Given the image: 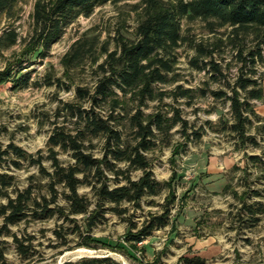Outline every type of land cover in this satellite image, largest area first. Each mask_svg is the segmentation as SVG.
Instances as JSON below:
<instances>
[{"label":"trees","instance_id":"16d2710c","mask_svg":"<svg viewBox=\"0 0 264 264\" xmlns=\"http://www.w3.org/2000/svg\"><path fill=\"white\" fill-rule=\"evenodd\" d=\"M32 1L30 28L23 37L21 23H17L29 0H0V21L7 23L0 35V52L20 48L0 70V84L13 81L27 87L32 73L24 71L37 58L48 57L74 23L91 17L98 7L129 0ZM133 11V31L121 26L102 39L97 28L89 29L76 38L62 57L66 79L71 80L77 70H87L92 85H76L75 100L62 102L58 107L51 121L47 151L28 153L13 141L0 145V264H8L5 238L13 241L22 260L31 258L34 237H22L12 230L26 223L56 219L54 234L61 244L78 233L82 239L78 246L88 248L97 243L94 227L110 213L128 224L125 241L132 249H138L156 231L175 228L172 209L177 199L171 182L177 173H173L171 181L159 182L150 155L161 144L169 143L170 133L177 126L188 141L199 140L201 133H187L190 124L179 108L171 106L172 116L159 107L149 114L145 110L150 109V102L161 103L165 97L174 103L185 100L186 105L195 100L193 89L180 85L171 91L157 88L178 81L176 71L183 48L194 53L191 67L208 75L204 85L210 81L222 84L216 90L198 91L203 96L210 91L215 101L229 105L232 119L221 120V124L237 148L259 147L250 130L254 120L260 121L252 102L264 99L258 76V67L264 66V0H140ZM184 22H199L212 35L226 30L228 38L199 40ZM225 47L233 50L238 65L233 82L217 61L218 57L223 59ZM45 81L52 87L62 80L48 74ZM70 88L68 84L67 89ZM256 129L264 132V126ZM62 154L66 160L60 159ZM173 155L176 157L178 151ZM249 159L261 161L257 156ZM22 171L28 176L20 185L16 173ZM137 171L142 175L135 179ZM166 189L165 202L158 204L160 211L143 212V221L135 222V212L142 210V202ZM256 206L263 204H248L243 199L238 217L246 214L252 224L260 222ZM79 218H83V230ZM68 223L74 224L73 232L65 230ZM182 262L207 263L201 257H184ZM112 263L117 264L110 258L84 257L66 264Z\"/></svg>","mask_w":264,"mask_h":264},{"label":"rangeland","instance_id":"374dc122","mask_svg":"<svg viewBox=\"0 0 264 264\" xmlns=\"http://www.w3.org/2000/svg\"><path fill=\"white\" fill-rule=\"evenodd\" d=\"M139 2L140 0H129L96 8L91 17L80 18L68 29L65 36L53 46L48 57L37 58L33 66L24 71L32 73L27 87L17 86L13 81L0 84V145L13 141L28 153L47 151L48 139L53 129L51 121L58 107L62 102L75 100L76 85H92L87 70H77L71 80L66 79L61 64L62 57L76 38L89 29L97 28L102 39L121 26L133 31L136 26L133 7ZM32 8L33 1L29 0L23 7L21 21L17 23H21L20 32L23 37L30 28ZM183 24L199 40L221 38L225 41L228 38L226 30L212 35L199 22ZM6 25L4 19L0 21V35ZM19 50L17 47L8 52H0V70L13 60V52ZM193 54V51L183 48L176 71L178 81L167 86H157L158 89L167 91L178 85L184 89H193L196 92L193 103L186 105L185 100L174 103L170 97H165L161 103L150 102V109L145 110L149 114L159 107L168 116H172L171 106L179 108L182 117L190 124L187 133H201L199 140L188 141L179 133L181 127L177 126L170 133L169 143L161 144L150 155L152 168L159 182L171 181L173 173H177V178L171 182L177 199L172 209L175 228L170 226L160 230L153 239H147L138 245V249H132L131 244L125 241L129 231L128 224L110 213L105 221L94 227L93 236L97 243L88 248L78 246L82 240L78 233L71 234L68 242L61 244L54 234L56 219L26 223L12 227V230L22 237H34L32 256L27 261L22 260L13 241L5 238L8 243V264H58L66 253L83 248L93 251L94 256H108L117 264H183L184 257H201L207 261L206 264H264V132L256 129L264 126V99L252 102L260 121L254 120V127L250 131L259 142V147L249 145L237 148L233 137L221 124V120L232 119L229 105L215 101L210 91L204 96L198 91L200 88L216 90L222 84L210 81L209 85H204L208 81V75L191 67L190 58ZM217 61L233 82L238 74L233 50L225 47L223 59L218 57ZM258 73L264 91V66L258 67ZM48 74L62 81L48 87L45 81ZM68 84L71 86L69 90ZM175 151H178L176 157L173 155ZM250 156H257L261 161L251 160ZM60 159L66 160L67 156L62 154ZM16 175L20 185L28 176L24 171ZM141 175L137 171L134 178L138 179ZM167 193L168 189L157 197L145 199L142 210L135 212V222L140 224L143 221V212H159L158 204L165 202ZM243 199L248 204H263L254 208L258 211L256 217L261 219L255 225L248 221L246 214L238 217ZM152 201L153 205L150 204ZM1 224L0 218V226ZM79 225L83 230V218H79ZM73 228L72 223L65 225L66 231L73 232ZM69 248L72 249L68 250ZM73 257L69 255L64 260L79 261Z\"/></svg>","mask_w":264,"mask_h":264},{"label":"water","instance_id":"95a60500","mask_svg":"<svg viewBox=\"0 0 264 264\" xmlns=\"http://www.w3.org/2000/svg\"><path fill=\"white\" fill-rule=\"evenodd\" d=\"M69 255H73L74 258H78L79 260H82L84 257H87V258H109L108 256H94V252L91 251V250H88L86 248H83V249H78V250H75V251H72V252H69V253H66L63 257H61L60 261L58 264H66V263H69V262H72V261H65L64 259L69 256Z\"/></svg>","mask_w":264,"mask_h":264},{"label":"crops","instance_id":"0c3cea01","mask_svg":"<svg viewBox=\"0 0 264 264\" xmlns=\"http://www.w3.org/2000/svg\"><path fill=\"white\" fill-rule=\"evenodd\" d=\"M157 232H159V231H156V232L154 233V235H155ZM153 237H154V236H153ZM153 237H151V238H149V239H153Z\"/></svg>","mask_w":264,"mask_h":264},{"label":"bare ground","instance_id":"6f19581e","mask_svg":"<svg viewBox=\"0 0 264 264\" xmlns=\"http://www.w3.org/2000/svg\"><path fill=\"white\" fill-rule=\"evenodd\" d=\"M74 258V257H73Z\"/></svg>","mask_w":264,"mask_h":264}]
</instances>
